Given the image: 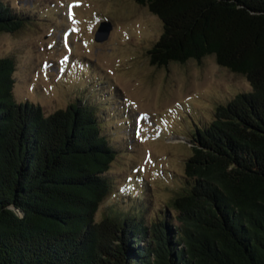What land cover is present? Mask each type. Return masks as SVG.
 Masks as SVG:
<instances>
[{
    "label": "trees",
    "instance_id": "obj_1",
    "mask_svg": "<svg viewBox=\"0 0 264 264\" xmlns=\"http://www.w3.org/2000/svg\"><path fill=\"white\" fill-rule=\"evenodd\" d=\"M133 1L162 23L152 65L213 56L251 90L194 126L171 217L147 221L134 200L97 220L115 156L94 110L17 102L0 58V264H264V0ZM25 20L0 0V33Z\"/></svg>",
    "mask_w": 264,
    "mask_h": 264
},
{
    "label": "rangeland",
    "instance_id": "obj_2",
    "mask_svg": "<svg viewBox=\"0 0 264 264\" xmlns=\"http://www.w3.org/2000/svg\"><path fill=\"white\" fill-rule=\"evenodd\" d=\"M4 1L26 18L19 30L0 33V58L15 62L14 99L39 105L46 115L84 102L114 149L107 172L112 190L95 218L110 205L130 209L134 200L147 221L159 212L170 216L194 126L210 121L217 104L249 92L247 80L213 56L152 65L149 50L162 23L133 0ZM101 21L112 29L97 42ZM136 191L133 201L127 198Z\"/></svg>",
    "mask_w": 264,
    "mask_h": 264
},
{
    "label": "water",
    "instance_id": "obj_3",
    "mask_svg": "<svg viewBox=\"0 0 264 264\" xmlns=\"http://www.w3.org/2000/svg\"><path fill=\"white\" fill-rule=\"evenodd\" d=\"M111 29H112L111 22L101 21L94 34L95 41L101 42L106 40L110 34Z\"/></svg>",
    "mask_w": 264,
    "mask_h": 264
}]
</instances>
